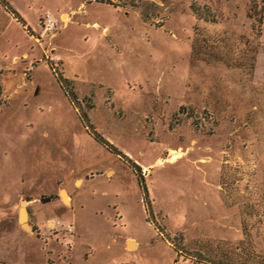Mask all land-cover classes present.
Listing matches in <instances>:
<instances>
[{"label": "rangeland", "instance_id": "1", "mask_svg": "<svg viewBox=\"0 0 264 264\" xmlns=\"http://www.w3.org/2000/svg\"><path fill=\"white\" fill-rule=\"evenodd\" d=\"M202 256L264 264V0H0V264Z\"/></svg>", "mask_w": 264, "mask_h": 264}, {"label": "trees", "instance_id": "2", "mask_svg": "<svg viewBox=\"0 0 264 264\" xmlns=\"http://www.w3.org/2000/svg\"><path fill=\"white\" fill-rule=\"evenodd\" d=\"M193 10L195 11V13L200 16L201 14L199 13V10L197 7H194L193 6ZM51 68L55 74V77L57 78V80L59 81L61 87L64 89V92L69 96V98L71 100H73L76 96L75 94V91L72 87V82H71V79H69L68 77L64 76L62 74L61 71H58L56 69V67L54 65L51 64ZM93 136L96 140H98L99 142H101L102 144H104L107 148H109L111 151L119 154L120 156H122L123 158H125L128 163L132 166V168L134 169V171L137 173V176H138V181L140 183V186L142 188V192H143V198L145 200V204L148 208V210L150 212L151 209H150V205H149V201H148V197H147V188L145 186V183H144V179H143V176L141 175L140 173V166L139 164H137L134 160H132L131 158H129L122 150H120L118 147H116L115 145H113L112 143H110L107 139H105L101 134H99L98 132H95L93 131ZM201 259L203 261H206L208 263H211V264H220V263H216L215 260H211V259H208V258H205V257H201ZM198 261H201L200 259ZM215 262V263H214ZM222 263V262H221ZM227 264H241L240 262L238 261H229L227 260L226 261Z\"/></svg>", "mask_w": 264, "mask_h": 264}, {"label": "built area", "instance_id": "3", "mask_svg": "<svg viewBox=\"0 0 264 264\" xmlns=\"http://www.w3.org/2000/svg\"><path fill=\"white\" fill-rule=\"evenodd\" d=\"M42 23L44 30H53L54 28H56V21L49 14L43 17ZM55 59H59V56H56Z\"/></svg>", "mask_w": 264, "mask_h": 264}, {"label": "crops", "instance_id": "4", "mask_svg": "<svg viewBox=\"0 0 264 264\" xmlns=\"http://www.w3.org/2000/svg\"><path fill=\"white\" fill-rule=\"evenodd\" d=\"M134 161H135V160H134ZM135 162H136V161H135ZM136 163L139 164V166H140V162H136ZM140 168H141V166H140ZM77 181H78V180H77ZM77 181H76V182H77ZM64 190H65V189H64ZM64 190H62V191H64ZM65 191H66V190H65ZM66 194H67V192H66ZM67 195H68V194H67ZM68 198H69V197H68ZM64 201H65V200H64ZM65 202H66V201H65ZM66 203H68V202H66ZM21 207H22V206H21ZM21 207H20L21 210L19 209V219H20V217L23 219V218H24V215H25V212H26L25 209H24L23 207H22V208H21ZM26 214H27V212H26ZM28 218H29V215L27 214V219H28ZM22 219H21V221H22ZM21 223H22V222H21ZM130 241L133 242L134 244H130ZM136 243H137V242H136L135 238H128V239H127V244L130 245V246H133V245H135Z\"/></svg>", "mask_w": 264, "mask_h": 264}, {"label": "bare ground", "instance_id": "5", "mask_svg": "<svg viewBox=\"0 0 264 264\" xmlns=\"http://www.w3.org/2000/svg\"><path fill=\"white\" fill-rule=\"evenodd\" d=\"M63 17H65V14L63 15ZM61 195H62L63 199H64L66 202H69L68 195L66 194L65 191H61ZM20 219H22V218L20 217ZM22 221H23V219H22ZM25 225H26V222L23 223V226H24V227H25ZM130 244H134V243L130 241Z\"/></svg>", "mask_w": 264, "mask_h": 264}, {"label": "water", "instance_id": "6", "mask_svg": "<svg viewBox=\"0 0 264 264\" xmlns=\"http://www.w3.org/2000/svg\"><path fill=\"white\" fill-rule=\"evenodd\" d=\"M25 218H27V214H26V213H25V215H24L23 221H21L22 224L25 223Z\"/></svg>", "mask_w": 264, "mask_h": 264}]
</instances>
